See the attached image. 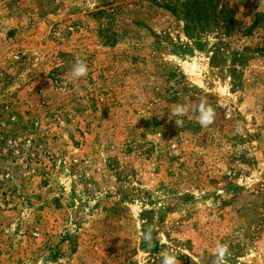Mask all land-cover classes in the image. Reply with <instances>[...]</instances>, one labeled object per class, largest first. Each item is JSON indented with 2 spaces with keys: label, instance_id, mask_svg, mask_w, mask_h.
<instances>
[{
  "label": "rangeland",
  "instance_id": "374dc122",
  "mask_svg": "<svg viewBox=\"0 0 264 264\" xmlns=\"http://www.w3.org/2000/svg\"><path fill=\"white\" fill-rule=\"evenodd\" d=\"M187 1L0 0V264H264V4Z\"/></svg>",
  "mask_w": 264,
  "mask_h": 264
},
{
  "label": "clouds",
  "instance_id": "9594fccd",
  "mask_svg": "<svg viewBox=\"0 0 264 264\" xmlns=\"http://www.w3.org/2000/svg\"><path fill=\"white\" fill-rule=\"evenodd\" d=\"M261 4H264V0H261ZM88 65L85 60L77 59L71 69V79L78 81L79 79L86 77L88 74ZM190 112H198V123L202 128H206L214 123L216 112L215 109L207 104L204 100H201L199 105L190 104H177L170 110L169 119L175 118V124L181 127L184 123L180 117L187 116ZM149 235L147 239H151ZM216 259L214 264H228V257L231 256L229 248L225 244L218 243L215 249ZM162 264H181L177 256L173 253L165 251L162 253Z\"/></svg>",
  "mask_w": 264,
  "mask_h": 264
},
{
  "label": "trees",
  "instance_id": "16d2710c",
  "mask_svg": "<svg viewBox=\"0 0 264 264\" xmlns=\"http://www.w3.org/2000/svg\"><path fill=\"white\" fill-rule=\"evenodd\" d=\"M215 8L214 0H190L185 3L186 17L191 22L207 20L210 17V12ZM220 16L214 14V20Z\"/></svg>",
  "mask_w": 264,
  "mask_h": 264
}]
</instances>
